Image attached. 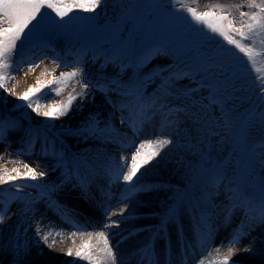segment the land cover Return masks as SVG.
<instances>
[{"label": "snow or ice", "instance_id": "6c2138e0", "mask_svg": "<svg viewBox=\"0 0 264 264\" xmlns=\"http://www.w3.org/2000/svg\"><path fill=\"white\" fill-rule=\"evenodd\" d=\"M176 2L181 3L182 8L184 7L183 0H176ZM101 4L102 0H0V93L17 96L13 88L7 87V82L14 78L12 73L18 71L21 64L29 59L27 51L41 43L47 27L71 23L75 16L70 14L76 10L95 14ZM244 6H247L250 11H240ZM48 10H51L55 16H51ZM186 12L190 14L191 21L199 26L197 30L203 32L207 38V43L201 45L202 48L206 47L207 51H197L193 59L177 58L173 64L158 67L150 73L141 75V69L151 60L167 54V46L146 45L135 27L127 37L122 36L121 33L126 29L121 25L128 21L127 16H122L121 19L105 25L104 30L111 33L110 49L106 50L102 45L91 46L82 49L79 53V55H87L91 51L93 61L102 57L105 63L101 64V69L109 64L118 69L112 76L101 74L93 78L85 71L83 61L78 60L79 66L72 71L61 72L58 77L47 81L37 78L35 84L30 85L17 96L20 103L14 105L9 111L31 109L32 113L45 118L41 155L51 157L55 163L48 171H37L28 164L23 165L25 169L23 172L19 168L0 170V185L15 184L17 188L10 197L0 198V224L5 222V216L13 202L20 203L22 207L19 212L31 219V216L38 211L35 205L42 201L47 210L52 211L62 221L71 222L73 226H76L75 221H71L68 210L53 199V193L66 184H73L87 194L98 173L88 162L85 154L67 153L62 138L65 135H71L84 141L92 139L102 144L111 142L118 144L121 149L126 145L120 142L119 134L111 122L102 121L99 113H89L76 128L69 126L66 129L62 127L59 132L52 131L51 138L47 132L54 128L55 121L69 116L74 110H82L84 102L89 96L94 100L97 91L104 96L105 102L114 110L128 109L129 114L122 115L120 122L131 127L136 135L139 134L140 127L144 123L151 121L157 115L162 119V127L176 128L186 120L192 121L194 125L205 130V140L211 135H220L219 132L209 130L222 124V128L229 133V139L236 145L233 152V156L236 157L242 146L245 148L248 146L251 129L258 128L259 131L264 132V111L257 112L254 108L238 120L236 119L232 101L237 92L236 80L239 77L232 65L224 62L229 53L232 55L235 53L233 49L227 48L219 41H217L219 47H214L212 43L217 40V37L222 38L227 45L234 46L239 53H243L247 61L255 66L257 56L264 54V51L258 52L255 47L257 38H260V44L264 46V0H242L239 4L217 3L210 5L202 12L194 7H187ZM235 12H238V16ZM84 18L91 21L95 19V16ZM35 66L29 63L30 70ZM59 66L57 64V67ZM129 67L134 70V75L125 80L123 74ZM217 71L223 79L216 77ZM228 71L232 72L231 76L226 75ZM255 71L261 73L264 69L256 68ZM78 76L87 81H77L80 83V92L76 95L70 93L66 102L58 101L46 107L45 110H41L42 98L52 93L58 95L62 87L67 86L69 80ZM157 78L160 83L154 92L148 95L147 85L155 82ZM184 79L195 83L196 86H181L179 82ZM255 83L259 89L258 99L264 101V76H258ZM204 89L208 90L207 96L201 94ZM113 93L120 97L119 101L112 99ZM78 98L80 103L74 104ZM0 102H3L7 108L6 95H0ZM217 110L220 112L219 117L215 115ZM25 116L26 114L21 112L16 118L10 116L0 118V142L5 143L6 147L11 146V141L7 139L8 135L22 127L20 121ZM102 124L103 127H101ZM24 132L27 137V148L22 147L18 150L20 154L31 151L35 141L41 138L40 129L32 126L26 128ZM205 140L199 141L203 148L208 147ZM58 144L59 147H57ZM172 144L173 140L170 138L143 140L135 146L130 157L124 155H120L118 159L109 157L111 166L105 170L109 191L103 193V198L105 200L112 198L111 187L114 184L123 185L124 190L119 195L121 203L131 199L138 192L149 190L148 186L139 183L140 176L146 166L157 161L166 146ZM201 155H204L203 151ZM206 163H210V160H206ZM125 168L127 171H124ZM189 168L191 172V166ZM57 169L61 171L59 182H49L46 179L49 172ZM189 178L191 179V176ZM198 179L202 181L207 193L195 207L199 213L195 234L201 247H210L212 238L218 231L213 222L214 210L218 206L211 202V197L221 187L225 190L227 200V204L224 205V226L230 223L235 209L239 208L244 212V220L240 226L229 234L226 241H221L222 244L229 245L227 252L221 254L219 248L216 249L221 259L215 264H234L232 257L237 254L235 245L248 238L255 225H264V153L256 156L254 152H251L242 166L238 163L231 168L230 175L225 166L217 163L202 169ZM257 186L260 189L259 197L254 194ZM24 187L35 188L36 195L23 191ZM178 203L174 201L159 214L160 222L149 229V239L131 253V256L136 259V264H159L155 241L164 239L166 247L170 246L169 224H177L178 234L182 235L183 226L178 223ZM102 206L109 223L103 224L104 230L97 233L81 232L82 236L87 235V240L75 249L74 255L87 261L88 264H117V253L113 250L110 233L107 230L120 225V219H112L114 215L124 220L131 217L124 215L127 205L118 213L110 211L107 205ZM43 218L42 214L41 219L35 223L36 245L39 247L43 244L51 250L56 240L53 239L52 243H48L49 237L53 236L54 232L60 235L62 229L49 226L45 231L42 225ZM136 231L139 229H134L129 235H134ZM70 235L75 236L76 233L73 232ZM94 236L97 238L95 245L92 244ZM101 238L102 246H100ZM255 243V239L250 240L249 244L244 246L243 252H253ZM181 244L182 247L186 246L184 241ZM31 247V241L27 238L22 241L19 235L15 236L11 244L16 257H19L21 253L26 256L31 251ZM66 255L72 256L73 249L69 248ZM120 264H124L123 260ZM168 264H171L170 260ZM200 264H203V261Z\"/></svg>", "mask_w": 264, "mask_h": 264}, {"label": "rangeland", "instance_id": "374dc122", "mask_svg": "<svg viewBox=\"0 0 264 264\" xmlns=\"http://www.w3.org/2000/svg\"><path fill=\"white\" fill-rule=\"evenodd\" d=\"M217 3L239 4L242 3V0H183V8L181 3H177L176 0H102V4L96 10L95 14L76 10L73 14H70L75 16L71 23L64 26L52 25L46 28L41 43L31 48L30 51H27L26 54L29 59L21 64L18 71L12 73L14 78L8 80L7 87L13 88L18 96L30 85L35 84L37 78L41 81H47L53 77H58L61 72L72 71L79 66L77 63L78 60L83 61L85 71L93 78L101 74L112 76L118 69L110 64L101 69V64L105 63L102 57L93 61V54L91 51H89L87 55H79V53L82 49L91 46L102 45L106 50L110 49L111 33L104 30L105 25L121 19L122 16L128 17L127 23L121 25L122 28L126 29V31L121 33L122 36L127 37L129 32L135 27L146 45L167 46V54L157 56L155 59L151 60L150 63L141 69V75L150 73L158 67L173 64L177 58L193 59L196 57L197 51H207L206 47H201V45L207 43V38L203 32L197 30L199 26L191 21L190 14L186 12V8L194 7L202 12L207 10L210 5ZM240 11H250V9L244 6ZM48 12L51 16H55L51 10H48ZM235 14L238 16V12H235ZM91 15L95 16L94 20L90 21L84 18ZM217 41L224 44L227 48L233 49L235 53V55L229 53L224 62L230 63L239 77L236 80L237 92L232 101L234 105L233 112L235 113L236 119L238 120L241 116L249 113L254 108L257 112L264 111V101L258 99L259 89L255 83L258 76H264V72L257 73L255 71L256 68L264 69V54L257 56V63L253 66L247 61L243 53H239V50L235 49L234 46L227 45L226 41H223L220 37H217V40L212 42L214 47H219ZM255 47L258 52L264 51V46L260 44V38H257ZM54 58H56L55 62ZM29 63L36 66L30 70ZM57 64L60 66L57 67ZM133 75L134 70L129 67L124 72L123 78L128 80L133 77ZM226 75L231 76L232 72L228 71ZM216 77L218 79H223L219 71L216 72ZM198 78L199 77H197V79ZM77 81L87 82L79 76L72 78L68 81L67 86L62 87V91L58 95L52 93L40 100L42 106L41 110H45L46 107L58 101L66 102L70 93L76 95V93L80 92V83ZM159 83L160 80L157 78L155 82L148 84L146 93L151 95ZM179 84L181 86H196L195 83H190L188 79L180 81ZM201 94L207 96L208 90H202ZM0 95L7 96V108L4 103L0 104V118L9 117L6 113L10 114L12 118L19 117L21 112L26 114L25 118L20 121L22 127L18 131L11 132L7 137V139L11 141V146L6 147L5 143L0 142V170L19 168L21 172H23L25 171L23 165L28 164L36 168L37 171H48L55 161L51 157H44L41 155L43 143L42 135L45 131V118L32 113L31 109L9 111L13 109L14 105L20 103L17 100V96L3 93H0ZM112 99L114 101H119L120 97L113 93ZM79 103V98L74 101V104ZM93 109L98 110L102 121H111L113 116L120 120L122 115L127 116L129 114L128 109H124L123 111L120 109L114 110L105 102L104 96L97 91L95 93V99L93 100V98L89 96L88 100L84 102L82 110H74L69 116L55 121L54 128L48 131L47 135L51 138L52 131L59 132L62 127L65 129L69 126L72 128L78 127L89 113H94ZM215 115L216 117L220 116L219 110L215 112ZM144 124L146 127H144V125L141 127L145 134L140 136L138 139L139 142L147 139H156L154 135H156L155 132H157L160 134L159 138H170L173 140V144L166 146L162 156L149 165V169L143 170L139 183L148 186L149 190L138 192L132 197L157 203L153 204L144 215L139 216L136 222L140 226L138 233L142 237L140 246L149 239V229L159 224V214L168 205L173 204L174 201H178V223L183 226V233L182 235L178 234L177 224H169L168 235L170 237V246L166 247V241L164 239H157L155 241V250L157 257L161 260V264H164L168 257V251L171 247L176 246L178 253L181 254V260L184 261L186 258L189 259L191 254L195 252L194 247L192 249V247L186 244V241L198 239L195 234V229L199 219V213L195 210V207L207 194L202 181L198 179L201 175V170L220 163L226 167L230 175L231 168L235 167L238 163L242 166L243 161L248 159V155L251 152H254L256 156L264 153V132L259 131L258 128L251 129L248 146L246 148L242 146L236 157H234L233 152L236 145L231 142L229 133L222 128V124L215 129L209 130L219 132L220 135H211L207 140H205V130L200 126L194 125L192 121L189 120H186L176 128L162 127V119L157 115L151 121ZM123 125L125 131H132V128L127 124ZM29 126L40 129L41 138L35 141L31 151H25L24 154H20L18 150L22 147L27 148V137H25L24 130ZM101 127H103V124ZM201 140H205V143L208 145L207 148H203L199 143ZM62 142L67 153L85 154L86 157L87 155H91L92 158L88 159V162L92 165L95 154L93 152V147L97 141L92 139L84 141L71 135H65L62 138ZM57 147H59V144ZM116 147L119 150L125 151L127 157H130L135 150L134 145L126 146L123 149H121L119 145ZM201 151L204 153L203 156L201 155ZM206 160H210V163H206ZM189 166H191V172ZM96 171L98 175L102 173L98 172V170ZM154 171L157 173V177L148 175ZM60 173L61 171L59 169L50 171L46 179L49 182H55L56 177L60 175ZM103 174L104 173H102V175ZM145 174L147 175L146 177ZM190 176L191 179L189 178ZM77 190L80 191V188L77 187ZM16 191L17 188L15 184L0 185V198L6 199ZM23 191L31 193L32 195H36L37 192V190L32 187H24ZM113 193H115L114 190ZM254 194L259 197L260 189L258 186L255 188ZM95 196L96 193L93 189V185H91L87 194L79 197L80 203H78V205L81 206L85 203V198L88 197L89 200L91 198L93 200ZM54 198L55 193H53V199ZM211 202L218 206L213 214V222L218 231L212 238L211 246L203 248L207 253L212 255V261L215 263L221 259L216 249L219 248L220 253L224 254L229 247L227 243L216 244L215 241H226L229 234L239 227L244 220V212L242 209H235L232 213L230 223L224 226V205L227 204V200L223 187L212 195ZM100 204L104 203L100 202ZM113 205L114 200H111V203L107 204L109 210L113 208ZM21 207L22 205L20 203L13 202L7 216H5V222L0 224V264H53V262L42 253L41 247H37L34 232L35 223L38 220L37 218H39L37 212H40V207H43L45 212L51 211L46 209L42 201L38 202L35 205L38 211L35 215L31 216V219H28L19 212ZM201 207H203V204H201ZM45 212H43V215ZM94 212L98 213L96 209ZM13 213L16 214L13 215ZM69 214L71 220H73L76 214ZM102 214H104V212H102ZM9 217L11 218L9 219ZM94 229L100 231L103 227L96 225L83 230L90 232ZM16 235H19L22 241L27 238L32 243L31 251L26 256L23 253H21L19 257L14 256L11 244ZM183 237L186 239L184 240ZM252 239L256 241L253 246V252H243L244 246L249 244ZM182 241L185 242L186 246L182 247ZM197 249L198 247H196V252ZM235 250L237 254L232 257L234 264H264V225H255L250 236L245 238L241 243L235 245ZM192 251L194 252L192 253ZM131 258L134 259L132 256ZM125 259L128 260L129 257ZM130 264H136V260L134 262L132 260ZM190 264H196L194 258L190 261Z\"/></svg>", "mask_w": 264, "mask_h": 264}, {"label": "bare ground", "instance_id": "6f19581e", "mask_svg": "<svg viewBox=\"0 0 264 264\" xmlns=\"http://www.w3.org/2000/svg\"><path fill=\"white\" fill-rule=\"evenodd\" d=\"M0 104H3V102H0ZM93 112L99 113L98 110L95 109H93ZM110 122L119 134L118 138L121 143H123L124 145L129 143L126 146L134 145V147L139 145L140 142L138 141V139L141 135L145 134L142 127H140L139 134L136 135L133 133V131H125V128L123 127L124 125L121 124L120 120L118 118H115V116L111 118ZM143 125L144 127H146L145 124ZM155 133L156 135L154 136L156 138H159L160 134L157 132ZM117 145L118 144L111 142L107 144H102L97 141V143L93 147V152L95 154L94 160L92 161V165L96 168V170H98V172L104 173L103 175L102 173L100 175H97L95 182L92 184L93 189L96 193V196L93 200L92 198L89 200L87 197L85 198V203H83L81 206L78 205V203H80L79 197L85 195V193L82 192L81 189L80 191L77 190V187L73 186V184H66L59 191L55 192L54 199L58 201L60 205L64 206L68 210V213L76 214L75 218L71 220L75 221L76 226H73L71 222L62 221L60 217H58L52 211L45 212L43 207H40V212H37V215L39 217L37 218L38 220L41 219V215L43 214V212H45L43 215L44 218L42 220V225L44 226L45 231L48 229L49 226H54L56 229H62L60 235H56L54 232L53 236L49 237L48 243H52L53 239L56 240V244L51 250L45 247L43 244L40 245L42 253H44L45 257H48L53 262V264H88L87 261L82 260L74 255L75 249L79 247L82 243H84L85 240H87V235L82 236L80 233H89L88 231L83 230L85 228H91L96 225L102 226L103 224L109 223L105 215L102 214V212H104V207L102 205H107L111 203V200H114V205L112 206L113 208H110V211L118 213L121 208H124L125 205H127V211L124 213V215L131 217L130 219L124 220L121 219L119 216L114 215L112 219H120V225L119 227H113L107 230L108 233H110V243L113 246V250L117 253V264H120L121 260H123L124 264H130L132 260L133 262L136 260L135 258H131V253L140 247V244L142 243V237L141 235H139V231H136L135 234L131 236L129 235V233L132 232L134 229H139L140 226L138 225V223H136L139 219L138 217L144 215L146 211L156 202H148L145 200H140L139 198H131L129 200H126L124 203L119 202V195L124 190L122 184L112 185V198L110 200H105L103 198V193L109 191L108 177L105 174V170L111 166V160L109 159V157H116L118 159L120 155L127 156L125 151L117 149ZM91 158V155H87V160ZM149 168V166H146L144 170ZM124 171H127V169L125 168ZM156 174L157 173L154 171L148 175L156 176ZM146 176L147 175L145 174V177ZM60 178L61 173L56 177L55 182L58 183ZM113 190L115 191V193H113ZM100 202L104 204H100ZM95 209L98 213L94 212ZM103 230L104 228L100 231ZM100 231L94 229L90 231V233H97ZM73 232L76 233L75 236L70 235V233ZM183 238L184 240L186 239L185 237ZM221 241L222 240H216L215 242L216 244H219L221 243ZM96 242L97 238L94 236L92 244L95 245ZM188 242L192 249L194 247L195 252L192 251L194 252L192 256L196 264H200L201 261H203V264H215L212 261V255H210V253H207L206 250L199 245L198 239H190ZM100 246H102V238ZM196 247H198L197 252ZM69 248L73 249L72 256L66 255L67 250ZM171 248L172 258H167L164 264H168L169 260L171 261V264H184L183 260L180 259L181 255L178 253L176 246ZM93 251H95V249H93ZM128 257L131 261L129 259H125ZM159 264H161V260L159 261ZM186 264H190V262L186 261Z\"/></svg>", "mask_w": 264, "mask_h": 264}, {"label": "trees", "instance_id": "16d2710c", "mask_svg": "<svg viewBox=\"0 0 264 264\" xmlns=\"http://www.w3.org/2000/svg\"><path fill=\"white\" fill-rule=\"evenodd\" d=\"M7 116H10V114L6 113Z\"/></svg>", "mask_w": 264, "mask_h": 264}]
</instances>
